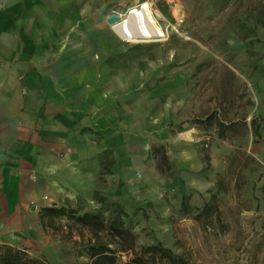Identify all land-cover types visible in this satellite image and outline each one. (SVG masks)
<instances>
[{"label":"rangeland","instance_id":"374dc122","mask_svg":"<svg viewBox=\"0 0 264 264\" xmlns=\"http://www.w3.org/2000/svg\"><path fill=\"white\" fill-rule=\"evenodd\" d=\"M93 1L94 13L79 21H94L87 31L96 35V53L103 49L99 24L111 31L106 66L121 85L107 95L110 125L90 133L94 168L71 174L80 188L48 197V207L120 215L137 249L171 252L173 258L158 253L151 264H264V163L244 148L248 113L264 87V0ZM7 2L0 0L5 41ZM144 3L156 13L160 35L132 43L118 37L107 19ZM6 54L1 46V67ZM153 147H163L167 158L160 169ZM40 217L29 247L0 248L44 264H89L87 229L41 210ZM133 256L117 252V264Z\"/></svg>","mask_w":264,"mask_h":264},{"label":"crops","instance_id":"0c3cea01","mask_svg":"<svg viewBox=\"0 0 264 264\" xmlns=\"http://www.w3.org/2000/svg\"><path fill=\"white\" fill-rule=\"evenodd\" d=\"M93 4L7 2L10 37L0 39L8 59L0 66V244L29 247L41 231L40 210L48 207L44 197L53 200L69 187L80 188L70 175L95 166L90 133L110 125L107 95L121 84L106 66L111 31L99 24L103 49L96 53V35L87 31L94 21H79L94 13ZM257 96L244 148L264 163V87Z\"/></svg>","mask_w":264,"mask_h":264},{"label":"trees","instance_id":"16d2710c","mask_svg":"<svg viewBox=\"0 0 264 264\" xmlns=\"http://www.w3.org/2000/svg\"><path fill=\"white\" fill-rule=\"evenodd\" d=\"M151 154L154 157L159 155L161 163H157V168L160 169L163 164H167L163 147H153ZM166 169L169 170V165H166ZM207 210L208 207L204 206L199 211V215H205ZM41 212L52 218L65 217L71 219L78 226L90 232L91 238L85 247L89 264H117V252L128 251L133 252L134 256L123 264H151L153 257L158 253L165 258H173L171 252L160 245L139 247L137 249L134 233L124 225L122 217L118 214L110 216L108 219L99 213L75 215L74 211L67 210L64 207H46L42 208ZM0 264L44 263L36 259L25 258L21 252L11 247H4L0 248Z\"/></svg>","mask_w":264,"mask_h":264},{"label":"bare ground","instance_id":"6f19581e","mask_svg":"<svg viewBox=\"0 0 264 264\" xmlns=\"http://www.w3.org/2000/svg\"><path fill=\"white\" fill-rule=\"evenodd\" d=\"M149 4L137 5L138 7L133 8L125 16L113 15L114 21L110 24L113 32L118 37L131 43L139 39L159 36L160 30L152 16V14L156 15V13L150 9Z\"/></svg>","mask_w":264,"mask_h":264},{"label":"water","instance_id":"95a60500","mask_svg":"<svg viewBox=\"0 0 264 264\" xmlns=\"http://www.w3.org/2000/svg\"><path fill=\"white\" fill-rule=\"evenodd\" d=\"M113 21H114V19H113L112 16H110V17L107 19L108 24H111ZM52 207H55V204H53Z\"/></svg>","mask_w":264,"mask_h":264},{"label":"built area","instance_id":"2783aa9c","mask_svg":"<svg viewBox=\"0 0 264 264\" xmlns=\"http://www.w3.org/2000/svg\"><path fill=\"white\" fill-rule=\"evenodd\" d=\"M229 2L237 1V0H227ZM44 200H47V197H44Z\"/></svg>","mask_w":264,"mask_h":264}]
</instances>
